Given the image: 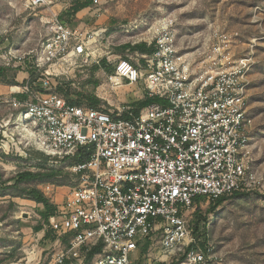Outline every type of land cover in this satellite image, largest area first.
<instances>
[{
  "label": "built area",
  "instance_id": "built-area-1",
  "mask_svg": "<svg viewBox=\"0 0 264 264\" xmlns=\"http://www.w3.org/2000/svg\"><path fill=\"white\" fill-rule=\"evenodd\" d=\"M57 1L27 0L26 7ZM169 24L146 44L152 53L135 52L133 64L108 53L93 58L104 32L55 19L31 57L35 71L73 59L98 66L104 58L112 88L143 87L152 102L141 109L71 105L41 80L0 95V105L32 126L38 150L75 180L44 225L54 234L51 264H133L154 243L163 264H214L212 248L197 247L189 230L195 200L264 195L252 169L248 64L232 61L226 34L194 57L181 54Z\"/></svg>",
  "mask_w": 264,
  "mask_h": 264
},
{
  "label": "rangeland",
  "instance_id": "rangeland-1",
  "mask_svg": "<svg viewBox=\"0 0 264 264\" xmlns=\"http://www.w3.org/2000/svg\"><path fill=\"white\" fill-rule=\"evenodd\" d=\"M26 1L0 0L3 97L9 96V88L41 80L53 83L47 87L49 93L64 96L60 88L70 94L89 95L106 108L137 105L145 100L143 87L122 84L112 88L108 81L112 67L104 58L96 66L93 58L108 53L127 56L134 64L133 48L152 43L166 23H171L168 29L177 50L192 57L202 52L215 34L231 36L228 52L232 61L248 64L252 169L264 183V0H91L90 11L80 14L78 20L68 14L71 5L89 0H59L35 10L27 9ZM55 19L73 30H102L98 52L87 63L73 59L56 68L45 66L35 71L31 57ZM103 62L105 67H100ZM31 134L30 124L23 125L12 109L0 105V264L25 263L28 255L37 256V264L49 263L54 249L40 253L38 249L43 247L36 235V229L46 225V209L30 201L28 191H40L50 206H56L75 185L66 165L40 152ZM22 172L39 176L18 184L17 176ZM213 205L206 201L194 204L187 218L195 245L211 247L217 258L214 264H264V195H239L225 199L214 209ZM163 263L155 243L151 248L145 244L133 259V264Z\"/></svg>",
  "mask_w": 264,
  "mask_h": 264
},
{
  "label": "trees",
  "instance_id": "trees-1",
  "mask_svg": "<svg viewBox=\"0 0 264 264\" xmlns=\"http://www.w3.org/2000/svg\"><path fill=\"white\" fill-rule=\"evenodd\" d=\"M90 3H91V0H89V2H79V1L74 2L71 5L70 13L68 14L73 16L79 13L80 11L88 8L90 6ZM133 51L138 52V53L150 54L153 51V47L152 45L147 46L145 43L138 44L133 48ZM102 66L105 67V62H103L100 67ZM100 67H95L94 70H97V68H100ZM3 77H4V69L0 68V79H2ZM58 90L61 94L64 95L68 103L71 105H77V106L86 105L91 108H97L101 103L96 97H91L89 95H82L79 93L70 94L67 92V90L65 91L60 88H58ZM151 102L152 101L150 100H144L135 106L141 109L145 107L146 105L150 104ZM2 140H3L2 136L0 135V142H2ZM38 176H39L38 174H35L32 172H22L18 174L16 182L20 184L22 182L34 181L35 179L38 178ZM236 196H239V195H236ZM28 199L37 204L43 205V207L46 209V215H45L44 222L47 223L48 218L51 217L55 213V206H50L48 199L40 191L36 189H32L28 191ZM224 200L225 199H219L215 201L212 208L214 209L216 206L220 205ZM202 201H204V199L197 198L195 200V204H199ZM41 228L42 227H38L36 231L38 232L39 230H41ZM196 232H197V226L194 228V233Z\"/></svg>",
  "mask_w": 264,
  "mask_h": 264
},
{
  "label": "crops",
  "instance_id": "crops-1",
  "mask_svg": "<svg viewBox=\"0 0 264 264\" xmlns=\"http://www.w3.org/2000/svg\"><path fill=\"white\" fill-rule=\"evenodd\" d=\"M87 11H90L89 7L80 11L79 13L75 14L74 18L76 20H78V18H79L78 16H80V14H82L83 12H87ZM82 25H84V24H82ZM42 227L43 228H41V230H39L36 233L37 238L39 241H41V244L43 247V249H38V245H36V248L39 250L40 253H42L44 250H49L51 248L54 249V247H55L54 246V234L50 230H48V229L46 230L44 228V225H42ZM34 258H35V262L33 261ZM39 260L40 259H38L37 256L34 257V256H29V255L24 259V261H26L25 264H37ZM51 262H52V260H50L48 264H51Z\"/></svg>",
  "mask_w": 264,
  "mask_h": 264
},
{
  "label": "bare ground",
  "instance_id": "bare-ground-1",
  "mask_svg": "<svg viewBox=\"0 0 264 264\" xmlns=\"http://www.w3.org/2000/svg\"><path fill=\"white\" fill-rule=\"evenodd\" d=\"M164 27H165V24L161 28H164Z\"/></svg>",
  "mask_w": 264,
  "mask_h": 264
}]
</instances>
